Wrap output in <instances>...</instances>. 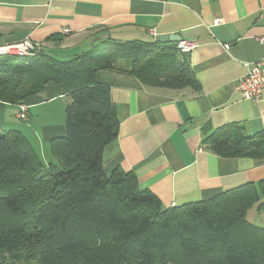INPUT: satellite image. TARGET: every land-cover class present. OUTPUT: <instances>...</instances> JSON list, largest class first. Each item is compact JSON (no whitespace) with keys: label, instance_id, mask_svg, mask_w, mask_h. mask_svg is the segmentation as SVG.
Wrapping results in <instances>:
<instances>
[{"label":"trees","instance_id":"trees-1","mask_svg":"<svg viewBox=\"0 0 264 264\" xmlns=\"http://www.w3.org/2000/svg\"><path fill=\"white\" fill-rule=\"evenodd\" d=\"M156 44L109 37L67 62L42 51L33 58H0L1 102L19 105L43 93L49 83L61 85L70 98L66 135L50 143L52 161L47 166L22 132H0V252H15L29 225L55 232L81 224L99 231L94 237L104 245L113 233L126 245L118 253L95 251L80 261L87 241L61 238L57 251L78 264H179L195 259L206 264L215 259L212 251L217 248L225 264H264L256 241L239 238L237 232L244 225L264 234L247 220L264 180L206 201L166 208L151 190L140 187L133 171L121 166L109 174L104 171L103 153L117 141L120 119L109 88L97 81L100 70L129 74L152 87L200 90L184 56L175 47L160 49ZM120 60L126 61L124 66L118 65ZM234 128L225 137L207 136L204 143L221 157L264 161V130L245 137ZM8 219L20 222L8 224ZM0 264L15 263L0 258Z\"/></svg>","mask_w":264,"mask_h":264},{"label":"crops","instance_id":"crops-1","mask_svg":"<svg viewBox=\"0 0 264 264\" xmlns=\"http://www.w3.org/2000/svg\"><path fill=\"white\" fill-rule=\"evenodd\" d=\"M105 35L122 42L148 38L160 49L196 43L197 49L182 55L200 85L198 91L172 90L100 70L97 81L109 88L120 119L119 137L103 153L106 173L117 166L133 171L140 187L166 208L264 180V161L221 157L204 143L210 135L228 136L229 128H240L245 137L264 130V94L259 101L244 100L235 89L247 65L264 60V0H0V45L29 39L45 55L67 62ZM161 35L181 40L159 43ZM69 102L61 85L49 83L22 105L0 102V128L8 131L3 126L11 105L18 108V119L26 107L22 120L30 125L40 123L32 110L59 106L60 120L42 123L36 141L20 131L40 154L37 147L50 150L54 139L65 137L62 111ZM260 191L247 218L252 213L264 221V188Z\"/></svg>","mask_w":264,"mask_h":264},{"label":"rangeland","instance_id":"rangeland-1","mask_svg":"<svg viewBox=\"0 0 264 264\" xmlns=\"http://www.w3.org/2000/svg\"><path fill=\"white\" fill-rule=\"evenodd\" d=\"M141 40L142 42L145 43L152 42L151 39L148 38ZM127 59L128 58H124V60ZM124 60H120L118 62V65L124 66L126 62ZM22 104L23 103L19 105ZM33 111L35 112V114L40 115V123L37 125L34 124L30 125L29 123L24 122L20 116H19L20 119H18L16 117V114L18 113V108L13 105L9 106L8 115H6L5 117L6 125L3 126V129H5V127L7 126L5 130L16 129L22 131L24 134H29L31 136V139L33 138V140L36 141L34 135L38 137L37 132L40 131V127L42 123H46L50 120L57 122L61 118L59 106L55 107L52 111L48 110L46 107L34 109L32 110V112ZM23 113H24L23 110H21L20 115ZM62 117L65 118V108L62 111ZM0 131L2 132L3 130L0 128ZM33 144L35 145L34 141ZM37 150L42 155L43 161L47 166L52 161L49 152V147L46 145L43 151H41L40 147H37ZM46 193H53V192L52 190H48L46 191ZM247 220L250 223L256 225L257 227L264 229V221L254 218L252 213L249 214ZM19 222L20 220L18 219L16 220L8 219L7 221L8 224L10 223L15 224ZM244 227H245L244 225H240L238 227L237 232L241 234L239 238L249 236L251 240L256 241V245L260 248L261 255L264 256V234L255 229L248 230L247 228ZM98 232L99 231L96 230L94 232L88 226H84L81 224H69L66 227V229L64 230L58 229L55 230V232H53L49 228H42L35 225H29V227L26 229L25 239L23 241L18 240L15 252L13 253L0 252V258L6 262H12L15 264H41L44 259L54 261V264H78L80 261H84L86 257L91 255L95 251L106 250L109 252L118 253L120 249L125 247L126 244L121 239H119L118 235L115 233L111 234L112 236L110 235L107 236V239L109 237L112 238L109 240L108 244L104 245L94 237V235H96V233ZM66 236L75 237L77 239L87 241L88 248L87 250H84L82 253H80V261H75L74 259H72L71 256L61 254L57 251V247H56L57 244L61 242L62 240L61 238ZM96 243L99 244L97 245ZM212 252L215 253V259L211 261L209 260L206 261V264H225L223 262L222 250L220 248L214 249ZM15 257L16 258L18 257V259L15 260ZM197 263L201 264L202 262H200V260L197 259L192 260L188 263L185 260H182L179 264H197Z\"/></svg>","mask_w":264,"mask_h":264},{"label":"built area","instance_id":"built-area-1","mask_svg":"<svg viewBox=\"0 0 264 264\" xmlns=\"http://www.w3.org/2000/svg\"><path fill=\"white\" fill-rule=\"evenodd\" d=\"M68 32L67 29L64 30L65 34ZM197 47L194 42L180 41L175 48L180 54H188ZM40 51L31 40L26 39L20 43L0 45V58H33L38 56ZM247 66L248 72L239 78L235 89L244 100L259 101L264 94V60L258 61L253 67ZM21 110L24 113L20 117L26 120V107L22 106Z\"/></svg>","mask_w":264,"mask_h":264},{"label":"water","instance_id":"water-1","mask_svg":"<svg viewBox=\"0 0 264 264\" xmlns=\"http://www.w3.org/2000/svg\"><path fill=\"white\" fill-rule=\"evenodd\" d=\"M109 38V35H105L103 36V40H106ZM181 38L177 35H161L159 38H158V42L159 43H168V42H172V43H175V42H178L180 41ZM42 53H44V51H42Z\"/></svg>","mask_w":264,"mask_h":264}]
</instances>
